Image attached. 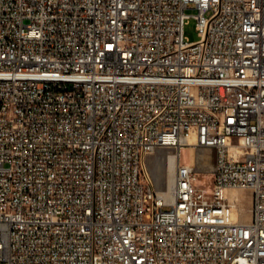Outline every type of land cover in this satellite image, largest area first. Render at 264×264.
<instances>
[{"label": "built area", "instance_id": "built-area-1", "mask_svg": "<svg viewBox=\"0 0 264 264\" xmlns=\"http://www.w3.org/2000/svg\"><path fill=\"white\" fill-rule=\"evenodd\" d=\"M0 264H264V0H0Z\"/></svg>", "mask_w": 264, "mask_h": 264}, {"label": "rangeland", "instance_id": "rangeland-1", "mask_svg": "<svg viewBox=\"0 0 264 264\" xmlns=\"http://www.w3.org/2000/svg\"><path fill=\"white\" fill-rule=\"evenodd\" d=\"M186 13L193 15L196 13V10L193 8H187ZM185 35L189 39V41H196L198 39V31L196 28V19L190 17V19L185 24ZM170 152H177L172 150ZM199 154V156H203V165H211V161L207 162L206 154H211L210 147H200L195 150ZM205 154V155H204ZM166 155L167 151H157L151 154L148 157V172L151 176L156 180L159 191H165L169 188V184L173 183L174 174L171 175V172L166 169ZM165 157V160L163 158ZM191 158L190 150L187 148L181 149V162H189ZM209 177V178H208ZM198 184L200 187L206 188L208 191L213 186V176L210 173L201 172L198 174ZM170 179V181H169ZM172 179V180H171ZM164 209L168 210L169 207L165 206Z\"/></svg>", "mask_w": 264, "mask_h": 264}, {"label": "bare ground", "instance_id": "bare-ground-1", "mask_svg": "<svg viewBox=\"0 0 264 264\" xmlns=\"http://www.w3.org/2000/svg\"><path fill=\"white\" fill-rule=\"evenodd\" d=\"M198 146L205 148L210 147V145H206V144H198ZM193 154L196 157L199 156L197 152H193ZM177 157H178V152H168L166 155V169L167 171L171 172V175L174 174V179H177L178 177V168L175 163L177 161ZM204 157H206L207 162L211 161V154H206ZM172 186L173 183L169 184V188L167 190L165 191L160 190L159 193H156V201H165V198H167V193L169 194L171 192Z\"/></svg>", "mask_w": 264, "mask_h": 264}]
</instances>
